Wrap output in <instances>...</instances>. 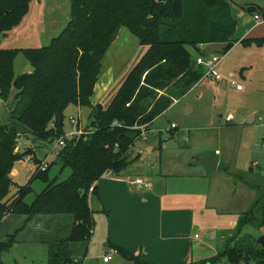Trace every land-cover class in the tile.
Returning a JSON list of instances; mask_svg holds the SVG:
<instances>
[{"label": "trees", "instance_id": "1", "mask_svg": "<svg viewBox=\"0 0 264 264\" xmlns=\"http://www.w3.org/2000/svg\"><path fill=\"white\" fill-rule=\"evenodd\" d=\"M231 1L71 0L66 27L47 46L0 48V96L5 98L12 87L16 90L13 101L22 103L16 120L0 126V220L11 214L27 220L40 214L68 216V236L59 240L64 246L56 250L52 244L55 241H49L48 264H82L72 251L69 255L66 251L70 242L89 240L93 233L90 186L104 171L111 170L114 175L126 168L128 150L139 135L131 128L135 123L150 124L202 78L204 70L193 60L188 46L199 51L201 45L221 43L223 55L233 47L237 22L231 15ZM30 2L0 0V34L20 23ZM241 8L264 20V7L248 3ZM122 26L136 35L147 50L128 70L104 108L92 102L91 96L101 59ZM240 42L262 44L264 38H243ZM19 52L30 62L32 71L15 75L12 66ZM70 105L90 109L88 133L68 136L64 132V112ZM114 120L122 125L111 126ZM20 134L31 138L37 144L35 148H41L39 141L51 143L59 136H64L65 141L54 152L56 161H49L45 171H34L32 179L41 180L45 187L30 203L24 201L30 186L20 187L13 198L6 199L13 184V163L22 156L16 150ZM29 152L34 162L40 160L33 150L28 155ZM57 160L60 171H69L63 180L58 175L49 176ZM249 187L256 197L242 213L239 230L248 224L264 226V183ZM95 190L96 185L91 193ZM46 229L49 231V226ZM41 236L48 240L49 235ZM12 240L0 242V253L8 249ZM117 251L131 264H152L123 249ZM222 257L227 258V264L263 262L264 248L246 249L244 244L236 243L207 264H223ZM0 264H4L1 259Z\"/></svg>", "mask_w": 264, "mask_h": 264}, {"label": "rangeland", "instance_id": "2", "mask_svg": "<svg viewBox=\"0 0 264 264\" xmlns=\"http://www.w3.org/2000/svg\"><path fill=\"white\" fill-rule=\"evenodd\" d=\"M249 1L231 2L242 6ZM70 12L71 0H31L22 22L23 30L17 32L18 28H11L8 34L0 35V48L47 46L50 39L66 27ZM254 28L258 35L247 38L264 37L262 18ZM221 47L220 43H209L201 45V50L197 51V48L188 46L193 60L200 54L206 58H219L216 71L225 81V88L220 89V83H213L209 76H205L151 122L146 141L139 137L136 139L128 150V164L123 169L124 173L133 176L141 174L146 181L155 173L164 174L168 186L176 191H209L221 210L231 211L232 214L211 222H202V218H198V224L202 225L191 232L197 235L192 243L190 263L193 264H207L210 258L236 243L244 244L246 249H260L262 246L257 238L264 235V226L259 228L248 224L239 230L242 213L248 210L256 197V192L249 185L264 183V42H251L249 45L237 42L225 55L221 54ZM146 50L147 46L141 44L126 26L120 27L101 59L100 80L92 99L100 98V104L106 108L126 72ZM31 67L19 52L12 71L18 75ZM202 68L204 73L208 70L205 66ZM237 85L243 89L241 92H237ZM15 93L11 87L5 98L0 96V126L15 121L22 107V103L13 101ZM89 110L88 107L79 110L76 105H70L64 112V132L67 134L75 128L70 117H77L81 128L89 127ZM252 116L253 121L250 122ZM17 138L16 150L22 156L13 163L10 174L13 184L6 199L13 198L20 187L30 186V192L24 199L30 203L43 190L45 183L32 179L34 171L30 169L31 162L27 161L28 151L33 150L42 159L57 139L51 143L39 141L41 148H35L37 144L31 138L26 139L25 134ZM146 145H152L154 150L146 152ZM215 150L218 151L216 154ZM29 155L32 157L31 153ZM53 160L56 161L54 153L49 157V161ZM217 161L220 162L218 166ZM68 174L67 169L60 171L59 160L49 170L50 177L58 175L61 180ZM104 179L101 177L99 181ZM235 208L243 210L234 213ZM93 213L95 226L90 239L69 243L68 250L72 251L73 257L80 258L82 264H131L119 252L111 253L108 215ZM67 217L63 214H40L28 220L17 214L3 217L0 220V242L13 240L8 249L0 253V259L4 264H48L49 241H55L52 244L55 243L56 250L64 246L59 240L68 236L70 220ZM41 235H49L48 240ZM107 255H111L112 260L104 263L103 257ZM143 260L152 264H180L172 259ZM221 262L227 264V258L222 257ZM73 264H77L76 261ZM248 264H264V259L263 262L249 261Z\"/></svg>", "mask_w": 264, "mask_h": 264}, {"label": "crops", "instance_id": "3", "mask_svg": "<svg viewBox=\"0 0 264 264\" xmlns=\"http://www.w3.org/2000/svg\"><path fill=\"white\" fill-rule=\"evenodd\" d=\"M262 1L264 0H250L247 3H254L264 7V2ZM230 11L237 22L233 35V39L236 40L235 44L237 42L240 43L247 36L258 35L254 31L256 29L254 27L259 21L255 20L252 14L244 11L239 4L232 2H230ZM25 16L26 14L20 23L13 27L18 28L16 29L17 32L23 30L22 22ZM9 31H5L0 35H6ZM200 50L201 46L199 47ZM31 71L32 67L27 70V72ZM99 80H97L94 93L91 96V101L94 103H100V98L97 100L92 99ZM202 80L200 79L196 84ZM211 81L220 83V89L225 88L226 83L222 78L221 80L211 79ZM242 90L237 89V92ZM77 107L79 110L82 108V106ZM252 121L253 116L250 118V122ZM144 149L149 153L154 150V147L146 145ZM217 152L215 150L214 154ZM137 154H140V151ZM216 163L218 166L220 162L217 161ZM164 176V174H159L158 172L151 177L149 176L151 179L146 181L141 174L133 176L130 173H124L122 170L113 176L103 177L105 178L103 181L98 180L95 183V192L89 194V207L92 214H94L93 211H96L100 216L108 215L109 239L112 243V249H123L149 261L172 259L180 264H188L192 260V243L195 242L196 238V234L191 232L199 225H202L198 224V218H202V222H211L221 216L232 213L224 208L221 210L219 203L216 204L209 191H176L171 185L168 186V182L163 178ZM136 177L142 178L145 185L139 187L131 183L130 180ZM158 181L163 182V193L161 195H155L153 192L154 186ZM223 201L225 202V199ZM218 202H220V198H218ZM235 209L234 213H240L243 210V208L241 210L239 208Z\"/></svg>", "mask_w": 264, "mask_h": 264}, {"label": "built area", "instance_id": "4", "mask_svg": "<svg viewBox=\"0 0 264 264\" xmlns=\"http://www.w3.org/2000/svg\"><path fill=\"white\" fill-rule=\"evenodd\" d=\"M254 19L259 21L260 17L258 15H253ZM219 58H214V57H209L206 58L202 55H198L196 57V63L198 65L201 66H205L208 70L203 74L202 78L203 79L205 76H209L210 79L212 80H221V76L217 73L216 71V66L218 63ZM237 89H240V86L237 85L236 86ZM176 101V100H174ZM70 123L75 127L72 131H70L67 135L68 136H72L75 134H86L88 133L87 127L85 128H81L79 127V119L77 117H70L69 118ZM122 124L120 122H118L117 120H114L111 124V126H121ZM51 127L53 129H55V125L51 124ZM149 123H135L131 128L138 131L139 138H142V140H146L147 139V132L149 130ZM19 140V139H18ZM64 136H59L57 138L56 143L50 148V150L46 153V155L40 159L38 162H34L33 161V157L28 156L27 157V161L31 162V169L33 171H45L49 165V157L52 153H54L56 150H58L59 148H61L62 146H64ZM118 143H115V147H117ZM113 176V172L111 170H106L103 172L102 177H110ZM131 183L140 186L145 185V182L143 181L142 178L140 177H136L132 180H130ZM95 183H93L90 188H89V193L92 192L93 187H94ZM195 237H197V235H195ZM118 251L115 249H111V253H117ZM112 260V256L111 255H107L103 257V262L104 263H108L109 261Z\"/></svg>", "mask_w": 264, "mask_h": 264}, {"label": "water", "instance_id": "5", "mask_svg": "<svg viewBox=\"0 0 264 264\" xmlns=\"http://www.w3.org/2000/svg\"><path fill=\"white\" fill-rule=\"evenodd\" d=\"M153 192L155 195H161L163 193V182L162 181H158L155 184ZM257 242L264 248V235H261L259 238H257ZM66 254L69 255L70 251L67 250Z\"/></svg>", "mask_w": 264, "mask_h": 264}]
</instances>
